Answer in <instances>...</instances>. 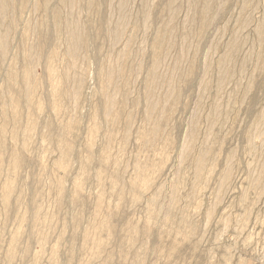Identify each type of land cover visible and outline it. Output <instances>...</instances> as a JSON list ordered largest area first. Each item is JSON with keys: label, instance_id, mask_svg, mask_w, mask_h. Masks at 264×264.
<instances>
[{"label": "rangeland", "instance_id": "obj_1", "mask_svg": "<svg viewBox=\"0 0 264 264\" xmlns=\"http://www.w3.org/2000/svg\"><path fill=\"white\" fill-rule=\"evenodd\" d=\"M6 1L0 264H264V0Z\"/></svg>", "mask_w": 264, "mask_h": 264}, {"label": "bare ground", "instance_id": "obj_2", "mask_svg": "<svg viewBox=\"0 0 264 264\" xmlns=\"http://www.w3.org/2000/svg\"><path fill=\"white\" fill-rule=\"evenodd\" d=\"M76 1V0H75ZM2 2V1H1ZM5 2H8V1H6L5 0ZM4 2V8H8V4L9 3H5ZM124 2V1H123ZM3 3V2H2ZM64 3H66V2H64ZM71 5H72V2H71ZM74 5V4H73ZM193 5V4H192ZM75 6V5H74ZM3 7V6H2ZM76 8V7H75ZM209 8V7H208ZM61 9V8H60ZM207 9V8H206ZM124 11V10H123ZM122 11V12H123ZM127 11H128V8H127ZM204 11V10H203ZM56 12V11H55ZM125 12H126V8H125ZM208 13H209V11H208ZM211 13H213V11L211 12ZM55 14V13H54ZM72 14V13H71ZM123 16V15H122ZM125 16H126V14H125ZM205 16H206V14H205ZM64 16H62L61 18H63ZM128 17V16H127ZM126 17V18H127ZM125 18V17H124ZM124 18H122L123 20H124ZM126 18H125V20H126ZM58 20H60V19H58ZM122 20V21H123ZM56 21V20H55ZM62 21H63V19H62ZM59 22V21H58ZM126 22V21H125ZM57 23V22H56ZM75 23V22H74ZM61 24V23H60ZM121 24H123V23H121ZM127 24V23H126ZM76 25V24H75ZM57 26V25H56ZM64 26V25H63ZM74 26V25H73ZM78 26V25H77ZM76 26V27H77ZM120 26V25H119ZM126 26V25H125ZM55 27V26H54ZM75 27V29L72 31L71 30V28L72 27H70V30L72 31V37L73 38H71V39H73L72 40V46H70L71 48H70V55H72L71 57H73V58H75L76 57V55H77V52H78V48H79V46H80V44H82L83 43V41H84V38L83 37H81L82 35H81V33L80 32H78V30H77V28ZM56 28V27H55ZM79 28H81V27H79ZM263 28V27H262ZM66 29V28H65ZM81 30V29H80ZM114 30V29H113ZM67 31V30H66ZM121 31V32H120ZM119 31V35H120V33H122V30H120ZM260 31V30H259ZM69 32V31H68ZM164 32V31H163ZM168 32V31H167ZM117 33H118V31H117ZM116 33V34H117ZM68 34V33H67ZM115 34V35H116ZM70 35H71V32H70ZM114 35V36H115ZM261 35V34H260ZM118 37V36H117ZM117 37H115V39H118ZM114 39V38H113ZM4 40V39H3ZM7 40H8V38L7 39H5L4 40V42H3V49H4V53H5V51H7V44H8V42H7ZM235 42V41H234ZM237 43V42H236ZM263 43V42H262ZM2 44V43H1ZM263 45V44H262ZM236 47V46H235ZM234 47V48H235ZM80 49V48H79ZM230 50V49H229ZM264 51V50H263ZM29 57V56H28ZM72 59V58H71ZM179 60V59H178ZM229 60V59H228ZM232 60V59H231ZM24 62V61H23ZM76 62V61H75ZM115 62V61H114ZM209 62V61H208ZM32 63V62H31ZM112 63V62H111ZM30 64V63H29ZM70 64V63H69ZM117 64V63H116ZM18 65V64H17ZM179 65V64H178ZM112 66V65H111ZM121 66V65H120ZM224 66V65H223ZM157 67V66H156ZM155 67V68H156ZM180 68V67H179ZM109 69H111V68H109ZM111 71V70H110ZM156 71V70H155ZM226 71V70H225ZM16 73V72H15ZM107 73V72H106ZM153 73H154V71H153ZM157 73H158V71H157ZM31 74V73H30ZM66 74H67V72H66ZM116 74V73H115ZM229 74V73H228ZM158 75V74H157ZM32 76V75H31ZM112 76V75H111ZM111 76H110V80H111ZM155 76V75H154ZM228 76V75H227ZM230 76V75H229ZM17 77V76H16ZM224 77V76H223ZM222 77V78H223ZM12 78V77H11ZM31 78V77H30ZM64 78V77H63ZM205 79V78H204ZM31 80V79H30ZM79 80V79H78ZM161 80V79H160ZM225 81V80H224ZM10 83V82H9ZM17 84V83H16ZM223 84V83H222ZM34 85V84H33ZM109 85V84H108ZM9 86V85H8ZM29 86H30V84H29ZM207 88V87H206ZM177 89V88H176ZM12 98V97H11ZM22 98V97H21ZM112 100V99H111ZM154 100V99H153ZM29 103V102H28ZM25 104V103H24ZM112 105V104H111ZM154 105V104H153ZM152 105V106H153ZM155 108H156V106H155ZM154 109V108H153ZM217 110V109H216ZM109 111V110H108ZM218 111V110H217ZM18 132V131H17ZM21 133V132H20ZM8 141V140H7ZM253 142V141H252ZM262 143V142H261ZM8 146V145H7ZM192 148V147H191ZM255 148V147H254ZM11 150V149H10ZM206 157V156H205ZM142 186V185H141ZM14 199V198H13ZM15 202V201H14ZM43 242H44V240H43ZM41 248V247H40ZM44 252V251H43ZM37 255V254H36ZM95 259V258H94Z\"/></svg>", "mask_w": 264, "mask_h": 264}]
</instances>
